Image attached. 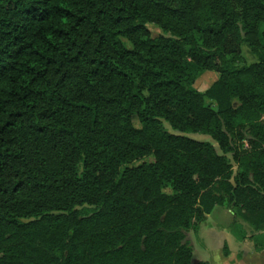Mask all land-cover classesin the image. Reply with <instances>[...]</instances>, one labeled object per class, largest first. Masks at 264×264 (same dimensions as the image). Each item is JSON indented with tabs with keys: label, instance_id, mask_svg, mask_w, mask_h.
Masks as SVG:
<instances>
[{
	"label": "trees",
	"instance_id": "trees-1",
	"mask_svg": "<svg viewBox=\"0 0 264 264\" xmlns=\"http://www.w3.org/2000/svg\"><path fill=\"white\" fill-rule=\"evenodd\" d=\"M223 199L264 228V0H0V264H208Z\"/></svg>",
	"mask_w": 264,
	"mask_h": 264
},
{
	"label": "rangeland",
	"instance_id": "rangeland-1",
	"mask_svg": "<svg viewBox=\"0 0 264 264\" xmlns=\"http://www.w3.org/2000/svg\"><path fill=\"white\" fill-rule=\"evenodd\" d=\"M149 29L153 34L159 31L149 25ZM255 61V56L249 51L246 44L241 45V55L238 60V66H246ZM218 74L213 71H205L199 74L193 83V87L198 91L205 93L209 90L213 83L217 80ZM211 107H216L213 100L206 99ZM232 106H237V100H230ZM167 127V125H166ZM169 130V127H167ZM190 137L201 140L211 141V139L202 134H188ZM162 191L172 193L168 183H163ZM214 191V190H213ZM214 194H217L215 191ZM243 210H239L238 206H229L225 199L222 202L215 203L209 213H205L201 221L197 222L192 228L185 231L184 241L190 246L194 260H211L213 264H221L224 257L222 254L223 238L230 235V243L232 238H236L237 244H233L234 256H256L252 247L251 239L259 238L264 235V228L256 229L241 214ZM242 237V239H240ZM257 252V251H255ZM209 264V263H208Z\"/></svg>",
	"mask_w": 264,
	"mask_h": 264
},
{
	"label": "crops",
	"instance_id": "crops-1",
	"mask_svg": "<svg viewBox=\"0 0 264 264\" xmlns=\"http://www.w3.org/2000/svg\"><path fill=\"white\" fill-rule=\"evenodd\" d=\"M226 237L223 238V244H226L227 250H228V254L224 255L223 254V249H222V254H223V261L221 262V264H264V249L255 252L256 250L254 249V246L252 244L253 249L255 250L254 253L256 256H234V250H233V244H237L238 242H236V238H232L233 241H231L230 243V235L228 237V234L226 233ZM223 244H222V248H223ZM200 260V259H199ZM207 261L209 264H213L211 262V260H206V259H202Z\"/></svg>",
	"mask_w": 264,
	"mask_h": 264
}]
</instances>
